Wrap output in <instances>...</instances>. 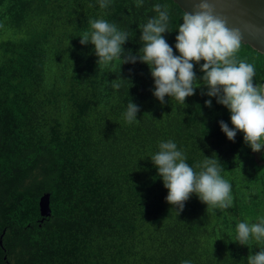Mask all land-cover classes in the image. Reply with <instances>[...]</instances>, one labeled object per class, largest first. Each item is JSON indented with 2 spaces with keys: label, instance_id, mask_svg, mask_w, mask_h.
I'll return each mask as SVG.
<instances>
[{
  "label": "trees",
  "instance_id": "16d2710c",
  "mask_svg": "<svg viewBox=\"0 0 264 264\" xmlns=\"http://www.w3.org/2000/svg\"><path fill=\"white\" fill-rule=\"evenodd\" d=\"M137 3L0 0V264H248L264 250V240H237L240 222L264 219V149L253 152L241 132L227 138L220 122L232 129L231 113L207 95L200 65L195 94L162 105L147 64L101 66L94 45L80 43L89 21L104 19L129 33L124 48L135 55L160 3L171 13L165 39L179 55L184 11L173 0ZM238 59L264 85V55L243 44ZM131 102L140 111L129 123ZM169 140L196 172L217 159L230 208L207 210L195 194L180 215L167 203L152 157ZM47 194L52 213L42 217Z\"/></svg>",
  "mask_w": 264,
  "mask_h": 264
},
{
  "label": "clouds",
  "instance_id": "9594fccd",
  "mask_svg": "<svg viewBox=\"0 0 264 264\" xmlns=\"http://www.w3.org/2000/svg\"><path fill=\"white\" fill-rule=\"evenodd\" d=\"M109 3L110 0H100V8H107ZM142 3L143 0H138L137 6ZM153 10L156 15L142 26L143 47L135 55L124 48L129 33L104 19L90 20L91 31L82 33L80 43L94 45L101 66L114 60L122 61V65L135 64L137 60L147 64L155 81L153 95L162 105L166 96L184 104L195 94L199 87L194 68L200 65L207 95L215 97L231 113L233 128L221 121L222 131L233 142L237 132L243 133L245 143L259 153L264 149V85L254 83V65L238 59V53L246 42V34L264 36V27L244 20L235 25L227 15L217 11L213 0H195L192 11L183 12L175 45L179 55H175L164 36L171 32L169 6L157 3ZM120 80L123 79L112 81V87L119 89ZM205 103L211 107L212 101ZM139 111L131 102L124 118L132 123ZM152 162L168 190L167 203L175 206L179 215L193 194L207 205V210L228 209L233 205L232 186L222 177L217 159L206 157L196 165L200 169L196 172L186 163L185 153L169 140L159 144ZM237 233L240 245H246L250 239L264 240V219L258 223L240 222ZM248 264H264V250L250 254Z\"/></svg>",
  "mask_w": 264,
  "mask_h": 264
},
{
  "label": "water",
  "instance_id": "95a60500",
  "mask_svg": "<svg viewBox=\"0 0 264 264\" xmlns=\"http://www.w3.org/2000/svg\"><path fill=\"white\" fill-rule=\"evenodd\" d=\"M183 11H192L195 0H173ZM218 12L227 15L231 22L239 25L241 20L249 21L264 27V0H213ZM255 51L264 55V36H249L246 42ZM50 195H44L40 200L42 217L51 216ZM2 244V242H1Z\"/></svg>",
  "mask_w": 264,
  "mask_h": 264
}]
</instances>
